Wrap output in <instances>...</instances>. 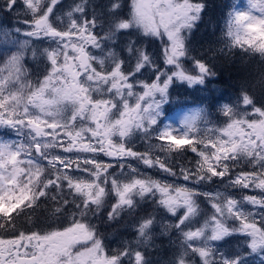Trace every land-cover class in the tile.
Returning a JSON list of instances; mask_svg holds the SVG:
<instances>
[{"label":"snow or ice","instance_id":"snow-or-ice-1","mask_svg":"<svg viewBox=\"0 0 264 264\" xmlns=\"http://www.w3.org/2000/svg\"><path fill=\"white\" fill-rule=\"evenodd\" d=\"M59 4L60 0H21L20 3L0 0V8L8 12L23 8V15L30 17L23 21L30 29L24 32L26 37L46 38L50 42L39 53L48 62L42 80L34 84L22 80L27 75L21 63L22 51L8 56L0 67V129L11 130L20 138L11 142L0 140V170H3L0 172V220L3 221L0 229L13 225L16 217L25 209L38 206L41 198L56 200L59 196L64 205L75 204L81 217L90 212L95 215L106 195L101 185L107 184L112 175L108 172L112 165L96 159L100 153L115 158L121 169L124 168L122 160L133 158L149 168L158 165L169 176H177L165 161L126 147L137 134L146 141L155 136L168 141L158 145L162 151L182 156L187 146L199 157L194 169L182 167L179 173L192 186L161 183L147 177L124 184L112 179L111 191L115 192L117 202L108 213L109 220L119 216L123 209H134V196L144 198L158 193L159 205L176 218L174 227L183 235V250L174 264H193L192 258L197 256L199 264H264V107H256L247 94L242 96V102L252 107V113L235 111L225 105L224 115L231 122L220 135L207 141L194 143L190 135L200 117L199 110L184 118L181 129L158 126L161 105L167 101L174 78L189 85H202L207 76L215 75L205 62L195 58H192L191 71L197 74H188L181 59L188 52L184 33L191 32L205 5L193 0H132L131 18L126 19L121 0H109L103 14L108 31L100 37L96 29L101 18L94 12L89 18L87 0L71 7L64 27L55 11ZM249 4L264 13V0H249ZM133 28L142 30L146 37L166 36L164 62L173 66L170 74L158 71L156 82L143 83L142 93L134 92L129 77L134 79L141 69L155 67L150 54L129 41L127 51L136 63L135 72L128 74L122 69L124 60L115 51L108 50L105 55L109 42L115 43L118 35L130 37L133 33L125 30ZM20 31L15 29L17 33ZM4 35H8L7 31ZM228 35L234 45L247 44L264 56V16L252 15L251 11L235 12L228 21ZM28 45V39L19 42L21 50ZM89 48L99 50L100 54H92ZM108 59L110 68L105 67ZM161 76L166 77L162 84ZM94 93L97 98L93 97ZM130 99L134 103L130 104ZM241 160L251 165L252 170L229 176L232 167L238 166ZM8 165L11 171L7 170ZM46 169L55 173L54 178L46 174ZM136 171L132 169V173ZM78 173H87V178ZM214 178L223 182L225 189H255L259 190V196L243 195L238 200L227 192L213 194L196 187L214 183ZM65 186L69 194H74L72 201L63 198ZM200 196L208 199L214 212L203 227L193 230L189 225L198 214ZM245 203L253 210H246ZM180 209L184 210L182 216L177 215ZM55 211L60 213L62 209L57 207ZM229 220L238 222V226L229 227ZM153 223L154 218H145L139 224V237L145 242L150 238ZM236 234L244 237L240 245L246 246L244 251L226 254L211 243ZM77 245L84 251L73 254L72 249ZM126 257L134 258V264H147L138 250L125 248L105 255L104 244L94 226L76 218L63 231L43 235L20 232L10 239L0 238V264H123Z\"/></svg>","mask_w":264,"mask_h":264},{"label":"trees","instance_id":"trees-1","mask_svg":"<svg viewBox=\"0 0 264 264\" xmlns=\"http://www.w3.org/2000/svg\"><path fill=\"white\" fill-rule=\"evenodd\" d=\"M121 1L123 3V12L125 15L127 13V5L124 3V0ZM243 1L244 0H193V2L203 3L205 7L201 13L200 20L196 22L191 32L185 31L184 33L187 37L186 46L188 52L186 57L181 59L188 73L193 67L192 58L205 62L210 72L215 73V75H209L208 80L218 85L225 93L231 96H243L247 94L253 100L256 107H264V56H262L260 52L252 50L247 44L243 46L234 45L232 37L228 35V21L231 17H234L235 12L240 11ZM82 2L83 0H66L63 4L57 6L56 9L59 10V7L65 9V6L71 8ZM87 2L89 18H91L93 12L101 18L98 21L96 31L100 34V37H103L108 31V27L107 23H104L102 16L107 10L106 5L109 0L106 2H103V0H87ZM1 11L3 10H0V12ZM2 13L3 16L0 18V28L4 30L7 29L8 25L11 27L14 21L7 10H4ZM19 19H21V17ZM17 24L20 26V23L15 22V25ZM20 28H23V25L20 26ZM129 30L130 31H126L133 33L130 37H120L118 35L115 38L118 45L120 44L114 49L116 54L119 55V58L125 59L124 56L126 54H123V51L126 50L128 41H138L137 44L142 43L138 48L144 47L145 51H149V53L154 51L159 54L160 59H158L157 56L155 57L157 58V70L160 72H169V69H173V66L166 65L165 62H163V55L160 51V45L162 46V44L157 37H146L142 33L139 34L136 31L137 29L134 28ZM22 39L23 35H19V33L13 36L8 32V35L5 36L4 31L3 34L1 31L0 55L5 56V53L8 51V54L11 55L13 51L20 49L19 42L22 41ZM257 43H259V41H257ZM112 44L113 43L109 42V46ZM28 46L26 50L22 51L21 63L27 73L25 78L26 81L34 84L37 80L43 79L44 74H46L48 70V62L39 55V53L43 51V47H45L41 40L37 41L31 39L29 40ZM33 51H36V56H33ZM126 61L128 65H131L130 68H133L136 63L135 58L132 56ZM125 66L127 67V65ZM162 77L163 79L165 78V76ZM185 88L186 87L182 85L176 88L175 91L173 89V91L169 92L168 97L170 101L168 100L165 104L164 118L170 115L173 116L179 108L186 106L181 104L182 98L186 94ZM186 90L190 92L189 88H186ZM167 104L174 105V107L168 109ZM185 148L187 150L182 156L175 152H173L171 156L172 164L174 165L173 170L178 172V175L182 167L190 168L196 162V153H192L187 146H185ZM177 168H180L179 171ZM46 174L52 175V171L46 169ZM170 178L174 179L175 177ZM240 193L244 194L246 190ZM53 194H55L54 190ZM73 196L74 194H69L65 186L63 198L72 201ZM198 199L206 203L203 196L198 197ZM76 202L79 203L78 198ZM114 203L115 199L113 195L109 194L106 200H104L100 210L95 212V215L90 212L86 217H81L75 204L64 205L63 200L59 196H57L56 200H44L41 198V202H39L38 206L34 205L32 208L25 209L21 215L16 217L13 225L6 229H0V236L13 237V235H19L20 232L26 234L39 232L43 235L52 231H62L70 227L73 219L76 218L94 226V229L102 239L104 245L107 244L109 240L115 241V244H121L120 242L124 240L126 244L129 242L130 246L132 245L131 241L136 238L138 223L142 222L145 218H152L159 208L155 206L153 199L138 201L135 202V205L141 207L140 210H142V213H136L128 209V211H120L119 216L109 220L108 213L111 210L108 208L114 205ZM57 207L62 209L60 213L55 211ZM13 215L15 216V213H13ZM0 223H3V221L0 220ZM151 228L156 233L150 235L146 243L147 264H174L179 253L176 238L169 240L168 235L160 233L158 227L152 225ZM13 229L15 231H13ZM140 244L144 245L142 241H140Z\"/></svg>","mask_w":264,"mask_h":264},{"label":"rangeland","instance_id":"rangeland-1","mask_svg":"<svg viewBox=\"0 0 264 264\" xmlns=\"http://www.w3.org/2000/svg\"><path fill=\"white\" fill-rule=\"evenodd\" d=\"M20 2H21V0H18V3H20ZM128 2L131 4H129V6H126L127 7L126 11L128 13V14L126 13L124 15V17L126 19L131 18L130 13H131L132 0H129ZM257 2H259V0H257ZM70 9L71 8L68 6H65V9H62L61 7H59V10L55 9L57 16H59L60 19L63 21V23L61 24V27H64L68 23L67 12ZM240 11H245V12L251 11L252 15H255L258 17L264 16V13H261L258 10V8H252L250 6L249 0L243 1V5L240 8ZM8 13H10L9 15L13 18L14 24H12L11 27H9V25H8L7 29H4V30H2L0 28V30L2 31V34H3V31L4 32L7 31V33L9 32L14 36L17 34V32H15V29L19 28V29H21V31L19 32V35H23L22 41L25 39H28V40L32 39V40H37V41L41 40L43 45L45 46V47H43V49L46 47H49L50 42L46 38L45 39H37L35 37L29 38V37H26L24 35V32H26L30 29H29V26L27 24L23 23V21L25 19H30V17L23 15V8H17L15 11L8 12ZM0 15H1L0 17H2L3 13ZM20 17H21V19H19ZM15 22L20 23V26L23 25V28H20L19 24L15 25ZM100 23H102V22H100ZM1 31H0V33H1ZM128 31H130V30H128ZM136 31L139 34L140 33L143 34L142 30H136ZM157 38L159 39L160 43L162 44V46L160 45V48H161L160 51L162 52V55L164 56V48L166 46L167 37L165 36L163 38H160V37H157ZM128 42L126 44V50L123 51V54H126L124 56L125 59L120 58L121 60H124V63H127L126 60H129L131 58V56L129 55V53L127 51ZM134 42H136V41H134ZM137 42L135 43L136 47H138L139 45H142V43L137 44ZM119 45H118V42L115 41V43H113L108 48H106L105 55L107 54L108 50L114 51V49L117 48V46H119ZM27 47H29V46H27ZM27 47L23 50H26ZM142 49L145 50L144 47H142ZM23 50L18 49L17 51H23ZM17 51H13L11 54H13ZM89 51L92 52V54H94V55L100 54L99 50H97V49L89 48ZM8 52H7V55H5V56L0 55V67L3 66V62L7 59L8 56H10L8 54ZM147 53L150 54L149 52H147ZM155 57L156 56H154L153 61L155 62V65H156L157 64L156 63L157 58H155ZM94 66L97 67L98 70H100V66L98 64H94ZM111 66H112L111 60L110 59L106 60L105 61V67L110 68ZM149 68H151V67L141 69V72L148 70ZM133 69H135V65L133 66ZM188 74L196 75L197 73L190 71ZM208 77L209 76H207L205 78L204 84H202V85L193 84L190 86L188 85V83L186 81L174 79L175 81L173 80V82L169 85L168 94L173 89L175 91L176 88H178L179 86H182V85H184L186 88H189L191 93H193V92L194 93L191 94L185 88L186 94L183 96L181 104L186 105V106L179 108L173 116L170 115L167 118H164V105L168 100L170 101V99L167 95V101L161 105V109H160L161 110V116L158 118V126L163 127L164 125H170L173 128L181 129L183 127L184 118L187 116H192L193 114H195V112L197 110H199L200 117H199V119L196 120L194 127H193V130L190 133V135H192L194 137L193 142L195 143L198 140L207 141V139L209 137L215 138L216 136L220 135L222 130L227 127L228 123L231 122L224 115L223 109H224L225 105L233 108L235 111L247 110V112L252 113V111H253L252 107L246 106L243 104L242 96H231V95L225 93L218 85L214 84L211 80H208ZM25 78H26V76L22 77V80L27 82ZM164 79H166V77ZM164 79H162V83H163ZM129 82L133 83V86L135 87V82H132L131 80H129ZM142 91H143V89H141L137 93H142ZM93 97L97 98L95 93L93 94ZM188 97H192V98L189 99ZM157 98H159L158 94H157ZM129 103L130 104L134 103V99H130ZM19 139L20 138L17 137L13 131L8 130V129H0V140H8L11 142V141H17ZM114 140H116L117 143L120 142L118 138H114ZM161 143H168V141L167 140L161 141L155 136L152 138L151 141H146V140L142 139L139 134H137L132 138L130 144H126V147L131 146L134 151H137L139 153L148 154L154 159L159 158L161 161H165L167 166L174 168L173 167L174 165L172 164V160H171V156H172L173 152L170 153V152L162 151L158 147V145ZM199 147L202 148L203 145H199ZM56 151L60 152L61 150L57 149ZM96 159L105 165H107V164L112 165V167L108 169V172L112 173V175L109 176V182L107 184L101 185L102 187H105V191H106V195L104 197V200H106V198L108 197L109 194H112L114 199H115V203L117 202V197H116L115 192L111 191V180L112 179H118V181L121 184H124V183H129V182H131V180L136 179V178L147 177V178H150L152 180L159 181L161 183H172V184H175L178 186L179 185H187L189 187L192 186L189 182L183 181L182 176L178 175V172H177V176H169L167 173H164L159 168L158 165L154 168H149L146 165H144L142 161H139V160H136L133 158H126V159L121 161V163L124 164V168L121 169L120 164L117 163L115 158H113V157H108V156H105L102 153H100V154H97ZM197 159H199L198 156L196 158V161H197ZM44 164L46 165L47 162L45 161ZM195 165H196V162L192 167H190L188 169H194ZM132 169H136L137 170L136 173H132ZM179 169L180 168H177L178 171H179ZM7 170L11 171V165L7 166ZM251 170H252V166L248 165L244 160H241L240 164L238 166L232 167V171L230 172L229 176H232L235 173H238L240 171H251ZM0 172H3V170H0ZM52 175L55 176V173L52 172ZM78 175H81L82 177L87 178V173H78ZM170 177H175V178L173 179ZM214 179H216V182H214V183L197 185L196 187H198L201 191L212 192L213 194H215L217 191H219L221 193L227 192L230 195H234L236 197V199H238V200H240L243 195H257V196H259V190L247 189L246 193L243 194V193H240L242 191L240 189H230V188L225 189L223 182H219L218 178H214ZM133 199H134V202L147 201V200H151V199L154 200L155 206L157 208H159V210L152 217V218H154L153 225L158 227V229L160 230L159 231L160 233L168 235L169 240H173L176 238L177 246L179 248V252L182 251L183 250L182 249L183 235L179 230H177L174 227V225L177 223V220L175 217L172 216L171 213L167 212L166 209H164L163 207H161L159 205V194L157 193L156 196H152L151 194H147L144 198H141L140 196H134ZM204 199H205L206 203H203L202 201H200L197 198V204L199 206V211H198V214L196 215V217L193 218L192 224L189 225V227L193 230L195 228L203 227L205 224V221L209 220L211 215L214 212V210L211 208V204L208 201V199H206L205 197H204ZM244 208L248 211L253 210V207L251 205H248L247 203L244 204ZM140 209H141V207L135 206V208L131 209V210H133V212L135 211L136 213H139V212L142 213V210H140ZM122 211H128V210L126 208V209L121 210V212ZM183 212H184V210L180 209V210H178L177 215L182 216ZM257 222L259 224L258 219H257ZM140 223H138L137 228H139ZM227 224L229 227L238 226V222L232 221V220H229L227 222ZM170 225H171V227H170ZM184 230L187 231L189 229L185 228ZM155 233L156 232H154L152 228L149 230V236L153 235ZM206 234H210V231L206 230ZM243 240H244V237L239 236V234H236V235H233L230 237H226L222 241L211 242V243H213L214 245L219 247L226 254H229V253H236V251H233L235 248L238 249L237 251H239L241 248L239 249L238 247L241 245V242ZM140 241H142L144 245H141ZM120 243L121 244H118V243L116 244L117 252L122 251L124 249V246H126V248H128V249L131 248L133 250L141 251L144 255L145 260L147 261V256H146V253H147L146 252V249H147L146 243H147V241L145 242L144 238L139 237L138 231L136 232V238L131 241L132 245H130V246L127 245L124 240H122ZM88 246L90 247V245H88ZM230 250H231V252H229ZM77 251H84V248L81 247L80 245H77L75 248L72 249V252H73V254H75ZM259 255L260 254H256V255L253 254V256H259ZM192 260H193V264H199V257L198 256L192 258ZM125 262L127 264H134V258H127V257L123 258V264H125Z\"/></svg>","mask_w":264,"mask_h":264},{"label":"flooded vegetation","instance_id":"flooded-vegetation-1","mask_svg":"<svg viewBox=\"0 0 264 264\" xmlns=\"http://www.w3.org/2000/svg\"><path fill=\"white\" fill-rule=\"evenodd\" d=\"M66 0H60V4L59 5H61V4H63L64 2H65ZM72 1H77V0H72ZM107 0H103V2H106ZM129 0H124V3L127 5V6H129V4H131V3H129L128 2ZM122 2V1H121ZM123 4V3H122ZM58 5V6H59ZM0 10H3L2 8H0ZM4 11V10H3ZM3 11H1L0 13L2 14V12ZM1 16V15H0ZM1 18V17H0ZM149 52V51H148ZM150 56H151V58L154 60V56H157V58L158 59H160V56H159V54L158 53H155L154 51H152L151 53H150ZM162 58V57H161ZM163 62H164V56H163ZM125 65H127V67L125 66ZM130 66L131 65H128L127 63H124L123 65H122V69L123 70H125V74H128L129 72H135V69H133V68H130ZM157 65H155V67L153 68V67H151V68H149L148 70H145V71H143V72H141V73H135V78L133 79V77H129V80H131L132 82H135V89H134V92H138V91H140L141 89H143V87H142V84L143 83H153V82H156V75L158 74V71L159 70H157ZM147 68V67H146ZM160 72V71H159ZM162 79H163V77L161 76V78H160V83H162ZM175 79V78H174ZM175 81V80H174ZM189 85V84H188ZM190 86V85H189ZM173 91V90H172ZM189 99L190 98H192V97H188ZM168 105V109L169 108H172V107H174V105H170V104H167ZM109 210H112V206L111 207H109L108 208ZM0 238H4V239H10V238H12V237H4V236H0ZM115 244V241L113 242L112 240H109L108 242H107V244H105L104 245V247H105V255H113V254H115L116 252H117V248H116V244ZM114 245V246H113ZM110 247V248H109ZM107 248H109V249H107ZM126 248V246H124V249ZM239 249L241 248L240 246L238 247ZM245 248H246V246H245ZM245 248H241L239 251H244L245 250ZM238 249H234L233 251H236V252H238L237 251ZM247 251H249L250 252V249L249 250H247ZM113 252V253H112ZM253 255V254H252ZM254 255H256V254H254ZM125 264H127L126 262H125Z\"/></svg>","mask_w":264,"mask_h":264}]
</instances>
